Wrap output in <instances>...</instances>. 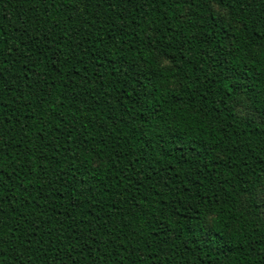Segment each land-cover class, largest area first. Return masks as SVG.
<instances>
[{
  "label": "trees",
  "instance_id": "16d2710c",
  "mask_svg": "<svg viewBox=\"0 0 264 264\" xmlns=\"http://www.w3.org/2000/svg\"><path fill=\"white\" fill-rule=\"evenodd\" d=\"M264 0H0V264H264Z\"/></svg>",
  "mask_w": 264,
  "mask_h": 264
},
{
  "label": "snow or ice",
  "instance_id": "6c2138e0",
  "mask_svg": "<svg viewBox=\"0 0 264 264\" xmlns=\"http://www.w3.org/2000/svg\"><path fill=\"white\" fill-rule=\"evenodd\" d=\"M262 199H264V198H262Z\"/></svg>",
  "mask_w": 264,
  "mask_h": 264
}]
</instances>
